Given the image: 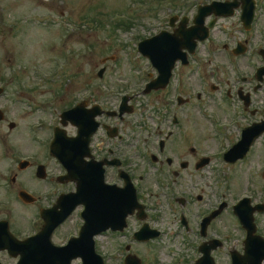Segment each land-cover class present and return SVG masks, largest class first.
<instances>
[{"label":"flooded vegetation","instance_id":"af4514ba","mask_svg":"<svg viewBox=\"0 0 264 264\" xmlns=\"http://www.w3.org/2000/svg\"><path fill=\"white\" fill-rule=\"evenodd\" d=\"M255 1L251 30L243 40L246 53L240 67L241 76L233 69L226 71L217 67L209 72V85L197 73L202 64L195 52L186 66L175 60L166 87L160 85L157 90L143 95L139 81L127 88L117 86V93L128 95L122 116L119 108L115 118L105 112L103 104H98L101 112L96 120L100 127L90 142L91 156L97 161H105V180L109 184L121 189L126 180L135 188L139 201L145 206L150 228L159 233L158 240L168 237L167 242L178 239L183 243L185 251L179 264H191L200 256L199 247L203 243L212 242L217 247V240L222 242V246L211 252L212 257L215 261L221 259L230 264L227 251L233 243L231 239L225 240L229 234L227 230H220L216 222L227 211L231 215L233 205L229 206L226 202L223 212L208 223L205 235L201 234V220L217 209L223 201L219 202L218 198L224 197L226 191L235 193L236 201L244 195L252 206L264 204V143H260L264 141V134L242 160L234 164L224 162V152L239 140L242 130L264 119V77L259 80L256 76L257 69L264 65L259 55V50L264 49V0ZM224 50L227 48L224 47ZM191 66L195 74L192 73L190 79H198L195 82L198 88L194 89L186 87L184 74L185 69ZM146 76L143 83L152 82L157 76L150 64ZM245 96L249 98L248 106L240 100ZM142 100L146 104H141ZM36 103H27L28 113L40 116L38 121L29 125L28 135L34 134L33 140L38 139L45 130L49 138L58 124L56 101L49 96L37 99ZM86 104L87 108L92 106L88 101ZM0 110L3 114L0 121V264H15L19 256H11V252L12 255L18 252L9 248V232L24 240L40 231L42 211L54 206L60 195L73 193L75 184L61 180L65 172L51 157L46 142L37 151L27 150L32 148L30 144L24 146L26 150L13 149L9 138L11 124L5 121L12 109L9 103H3L1 96ZM191 119L194 120L193 125ZM197 119L201 123L202 120L208 122L209 127L206 129L203 126L200 130ZM106 125L117 128L115 137L107 136ZM68 130L70 135L75 133L72 127ZM200 131H206V145L201 144ZM259 145L261 151L258 150ZM26 172L28 175H25ZM23 192L25 197L21 196ZM201 203L202 206H198ZM21 208L33 214L27 232H20L15 225L17 218L14 219L21 214ZM79 212L80 208H77L55 230L53 239L59 237L57 245L66 242L64 238L69 233L63 234L61 229L73 218H78ZM254 218L259 231L264 226V214L255 212ZM139 227L133 216L128 219L123 232L113 234L118 247L123 246L126 251L117 252V264L124 260L125 254L131 253L133 245L141 244L134 239ZM74 235L75 232L70 236ZM157 239L142 245L154 244ZM189 251L192 256L185 259Z\"/></svg>","mask_w":264,"mask_h":264},{"label":"rangeland","instance_id":"374dc122","mask_svg":"<svg viewBox=\"0 0 264 264\" xmlns=\"http://www.w3.org/2000/svg\"><path fill=\"white\" fill-rule=\"evenodd\" d=\"M148 1L0 0V23L4 21L6 25L8 23L15 27L14 30L10 31L2 28L3 23L0 24V79L19 81L18 84L8 82L9 92L2 100L3 103H9L12 109L8 118L5 119L9 123H14L9 136L12 146L26 150L24 146L30 144L32 148L27 150L37 151L41 144L48 141V133L45 130L40 133L38 139L34 138L33 140L34 134L28 135L29 125L38 121L40 116L28 113L29 108L25 102L19 103L17 96L21 91L30 92L27 98L32 104H37V99L41 100L52 96L57 101L59 110L70 107L69 105L76 103L84 96V92L88 94L87 90L92 89L94 92L91 94L93 97L90 101L94 100L97 103H104L105 101L107 106L117 105V86L119 88L133 86L135 81L143 77L147 71V68L139 63L141 60L139 62L137 60L136 65L126 62L128 53L123 51L122 47H120L121 49L117 47V37L124 39L131 46L133 25L139 24V21L141 23L143 19L141 23L143 26L140 25V27L146 34L151 29L150 26L160 23L169 10L182 9V5H187L186 1L192 3L195 0ZM96 9H98V13L102 14H120L127 26H113L110 23L114 22L113 15V17L107 16L106 19H102L101 24L97 27H91L86 22L92 18L97 19L93 15V12H97ZM82 26H85L84 29ZM122 28L126 30L122 31ZM239 32L240 24L237 17L221 20L218 22L209 44L216 47L218 44L232 43L234 39L240 37ZM65 34L70 35V39L65 42V45H62V37ZM202 53L200 52L201 57H203ZM109 57L112 60L103 64V59ZM216 63H220L222 66L226 63L225 57L219 55ZM242 63L243 60H240L236 64L241 66ZM4 64H9L8 78L5 77L7 71H4V67L2 68ZM20 65L22 68L17 73V78L10 79L13 76V71L16 70L15 67ZM103 65L106 67V72L102 79H99L97 72ZM192 73H194L192 66L187 70L185 69L184 74H186V87L188 89L198 88L195 84L198 82L197 77L190 79ZM47 79L54 80L55 83H51L52 86H48L49 83L45 85L44 82ZM97 85H101L105 92H99L100 89L95 90ZM49 90H54V92ZM189 92L191 93V91ZM28 101L26 102L29 104ZM141 104H146V102ZM193 121L191 119V125H193ZM197 121L200 122L199 119ZM203 126H206L207 129L209 127L208 122L202 120L198 127L202 130ZM200 133L201 144L206 145V131H200ZM186 138L189 140L188 133ZM261 144L263 143L261 142ZM261 148L259 145L258 150L261 151ZM25 175H28V172ZM242 182L241 180L240 183L243 185ZM234 184L233 187L235 188ZM226 194H229L231 200L235 193L226 191ZM198 206H202V203ZM32 216L30 211L21 208V214L14 219L17 218L15 225L20 232L29 230L28 223ZM73 222L75 223L76 219L65 225L61 232L63 234L70 232L74 228ZM216 223L220 230H227L229 236L225 240L230 241L231 237L235 240L241 236V232L236 227V222L229 214L223 213ZM262 223L264 225V219ZM236 242L234 241V244ZM98 249L109 258L108 264H117L116 258L110 256L116 252V239L99 237ZM191 250L193 251V249ZM184 251L185 247L178 239L168 241V243L163 242V245H155L152 248L142 245L133 247V252L141 257L143 264H172L173 258L183 254ZM217 263L225 264L221 259H217Z\"/></svg>","mask_w":264,"mask_h":264},{"label":"water","instance_id":"95a60500","mask_svg":"<svg viewBox=\"0 0 264 264\" xmlns=\"http://www.w3.org/2000/svg\"><path fill=\"white\" fill-rule=\"evenodd\" d=\"M229 5L236 6V3L223 4V5L214 4L212 5V9L215 10V13L217 15H219V14H222L220 10L221 9L223 11L226 10L229 7ZM216 10H219V11H216ZM201 20L202 19H200L199 21ZM198 22H196V24ZM182 31L185 32V30H180L179 32L182 33ZM183 36L184 37L186 36L188 40H185V42L183 41L178 42L177 39L175 38L176 36H172V40L166 39L167 41L166 47H169V49H171L172 52L173 51L175 52L174 45L176 47L185 46L186 48L192 49L194 44L189 43V40H191L192 38L190 33H184ZM68 116H69V113L64 114V118L71 119V117L70 116L68 117ZM76 121L80 125L84 127L86 126L85 124H82L77 118H76ZM94 128H95V125H93L90 122H89V127L87 128V130H85V132H84L83 127L82 128L80 127L78 138H76L75 140H68V139L66 140L65 138H62L63 134L60 133L59 139L57 141V152L64 153L67 145L76 144V142H79L80 140L82 141L81 139L82 135L85 137L84 141L82 142H84V144L86 145V143L88 142L87 135H89V133L92 132ZM70 168L72 171V175L77 176V181L79 184L80 191L75 197H79V196L82 197V193H83L84 198L86 199L85 201L86 210L83 216L85 220V225L82 229L81 238H79L78 240L72 241L70 245L63 250L60 249L59 251L57 250V252L53 251L54 253H57L60 258H65L66 263L60 260L58 262H53L51 264H68V261L74 256H81L83 258V264H102L101 259L93 254V243H92L91 238L93 235L97 234L98 232L104 231L108 229L109 227L112 230H114L115 228L114 226L117 223L116 222L117 217H116V212H115L117 211V204L115 200L116 195L108 187H106L105 190L98 189V184L101 183V175L95 178H93L92 175L90 176L88 174H85L84 176V173L80 171L79 165L76 162H72L70 164ZM88 176L90 178H87ZM45 221H46V226H45L46 231H44L43 233H46V234L42 235V237H44V239L48 241L51 231L53 229L52 227L53 222H50V225H49L48 220L46 218H45ZM53 252L50 254H53ZM42 264H50V260L46 259L42 262Z\"/></svg>","mask_w":264,"mask_h":264}]
</instances>
